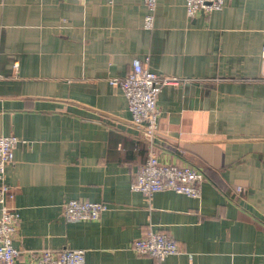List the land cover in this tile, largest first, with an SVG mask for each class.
Listing matches in <instances>:
<instances>
[{"label":"crops","instance_id":"obj_1","mask_svg":"<svg viewBox=\"0 0 264 264\" xmlns=\"http://www.w3.org/2000/svg\"><path fill=\"white\" fill-rule=\"evenodd\" d=\"M0 0V134L23 140L0 184L16 191L18 264L29 252L86 249L87 264H264V0H225L189 18L185 0ZM164 86L162 162L206 173L201 198L131 189L144 127L110 82L146 60ZM104 201L96 220L63 216L69 199ZM0 203V214H1ZM170 232L158 261L132 242Z\"/></svg>","mask_w":264,"mask_h":264},{"label":"built area","instance_id":"obj_2","mask_svg":"<svg viewBox=\"0 0 264 264\" xmlns=\"http://www.w3.org/2000/svg\"><path fill=\"white\" fill-rule=\"evenodd\" d=\"M147 8L143 26L152 29L158 0H144ZM189 18L201 11L211 14L221 10L225 0H185ZM264 58V48L262 50ZM177 79L161 74L146 60L135 58L127 75L113 78L110 82L118 85L127 99L133 121L144 127V139L148 143V154L144 164L135 173L131 189L141 192L149 199L162 190H172L194 198L202 196V182L206 179L204 170L192 164L165 163L157 155V138L163 110L159 105L160 94L167 84ZM23 140L15 134H0V178L6 167L15 161V150ZM16 191L10 185L0 184V264H18L22 251L14 242L18 234L21 214L18 207L9 205ZM104 201L69 199L63 204V216L69 220H96L108 209ZM132 248L141 255H149L161 261L180 252L178 240L167 231L150 229L143 237L132 242ZM29 264H87L86 249L66 247L41 249L29 252Z\"/></svg>","mask_w":264,"mask_h":264}]
</instances>
